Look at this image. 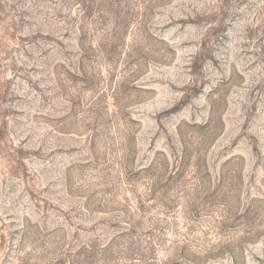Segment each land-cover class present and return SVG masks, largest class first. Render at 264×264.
<instances>
[{
  "label": "rangeland",
  "instance_id": "374dc122",
  "mask_svg": "<svg viewBox=\"0 0 264 264\" xmlns=\"http://www.w3.org/2000/svg\"><path fill=\"white\" fill-rule=\"evenodd\" d=\"M0 264H264V0H0Z\"/></svg>",
  "mask_w": 264,
  "mask_h": 264
}]
</instances>
